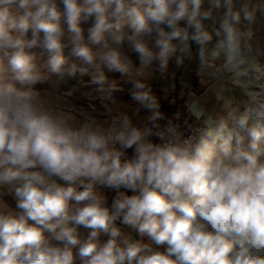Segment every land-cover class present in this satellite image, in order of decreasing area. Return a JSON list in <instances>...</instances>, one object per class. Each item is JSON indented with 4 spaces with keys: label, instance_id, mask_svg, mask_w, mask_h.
Listing matches in <instances>:
<instances>
[{
    "label": "clouds",
    "instance_id": "obj_1",
    "mask_svg": "<svg viewBox=\"0 0 264 264\" xmlns=\"http://www.w3.org/2000/svg\"><path fill=\"white\" fill-rule=\"evenodd\" d=\"M203 3L0 0V264H264V89L247 93L239 115L233 108L227 118H209L198 138L156 145L151 129L133 127L127 116L119 128L94 120L77 126L35 88L47 80L45 68L69 77L91 68V83L105 92L102 66L133 71L125 44L139 58L138 75L154 60L167 68L178 48L189 51V40L199 45L202 65L223 57L236 83L261 73L237 28L241 12L252 21L255 10L210 0L212 9H226L210 49L213 33L202 21L212 11H202ZM35 48L47 52L44 65ZM66 48L85 66L65 69ZM115 88L108 85V93ZM132 95L150 110L159 106L150 91ZM133 146L128 158L124 149ZM103 189L116 191L110 206Z\"/></svg>",
    "mask_w": 264,
    "mask_h": 264
},
{
    "label": "crops",
    "instance_id": "obj_2",
    "mask_svg": "<svg viewBox=\"0 0 264 264\" xmlns=\"http://www.w3.org/2000/svg\"><path fill=\"white\" fill-rule=\"evenodd\" d=\"M244 4H247L250 10H255V18L252 21H248L244 19V14L241 12V20L237 24V28L243 34L242 43L247 50V54H249V51L257 53L261 58L260 60L264 61V0H234V11H240ZM208 10L212 11V18L203 20L202 23L206 30L213 33V41L209 44V48L211 49L216 43L214 30L219 28L226 9L223 7L220 9H212L210 0H204L202 11ZM91 23L92 21L89 20L82 26L87 28ZM180 26L188 27L185 21H181ZM64 27L66 28L67 26L64 25ZM125 30L130 32L128 28ZM188 31L191 34L193 29L188 28ZM173 43L179 44V41H173ZM188 44L189 51L181 52L178 48L177 52L170 57L167 68L161 69L160 62L154 60L151 65L144 68L143 73L140 75L136 71L141 67L139 58L125 44L123 51L131 60L133 71L131 74H121L119 72L109 71L106 66H102V71L107 78L105 92L97 91L99 85L91 83L94 72V69L91 68L88 74L81 76L77 73L75 77H69L66 72L62 76L52 74L45 68L43 71L47 76V80L35 85V88L40 92L41 98L50 107L64 112H70L74 115L77 126L88 120H94L105 129L111 127L114 123L119 128L122 125L123 116H127L132 126L138 128L146 125L155 112L158 111L161 114V106L166 105L172 110L168 104H164L162 101V90L167 89L172 82H175L176 77L179 75L178 81L176 82L178 85H180L181 80L185 83L186 87L190 84L191 88L195 85L204 90L200 96L195 97L192 110L200 111L202 113L201 116H205V122L209 118L217 120L218 115H226L230 111V108H232L231 105L234 96L230 90L231 85L228 84L224 76L220 77L219 71H217L219 67L215 69L216 61H214L215 67L202 65L199 58V45L192 40H189ZM89 46L95 50L96 46ZM31 51L35 55L38 65H44L46 63L48 55L46 51L41 48H35ZM64 54L67 58L65 69L69 68L72 64L81 67L85 66L77 57L71 54L70 48H66ZM176 74L178 75L176 76ZM135 81L143 83L145 88L140 90L135 89ZM243 81L242 79L240 83H236L233 80V84L242 89L254 88V85H247ZM113 82L116 88L109 94L107 91L108 85ZM259 84L261 88H264L263 83L259 82ZM133 91H150V94L157 100L158 108L150 110L140 102L134 100L132 95ZM116 147L118 148V144ZM103 191L107 195L108 201L111 195H116V191L113 189H103ZM132 194L130 192L129 195ZM7 199L14 206L15 202L12 198L8 197ZM117 226L121 227L125 232H131L134 238L139 239L138 234L134 230L125 225L121 226L120 221H117ZM81 231L84 230L81 229ZM102 239H107V237H102ZM146 240L147 238H145Z\"/></svg>",
    "mask_w": 264,
    "mask_h": 264
},
{
    "label": "rangeland",
    "instance_id": "obj_3",
    "mask_svg": "<svg viewBox=\"0 0 264 264\" xmlns=\"http://www.w3.org/2000/svg\"><path fill=\"white\" fill-rule=\"evenodd\" d=\"M242 47H245L243 43H242ZM248 53L251 56H255V57L259 58V62L261 63L260 66L262 68L261 73H257L256 71H251V72H249V74L247 76L242 77L240 79H243V80L246 79V81L251 80L250 82H253L256 78L259 77L258 81L264 84V61L260 60L261 58H260L259 54L252 53L250 51ZM223 62H224V58L217 59L216 63H215L217 68L215 67V69H218V67H219V70H217V71H219L218 73H219L220 77L224 76V78L226 79L228 84L231 85L230 90L232 91L231 93L233 94L234 99L232 101V105H231L232 108H230V110L233 108L237 109V115H239L240 113H242L245 110V108L250 103V99L247 96L246 92H250L252 90L261 91L264 88L242 89L241 87L233 84V80H235V78L233 77V75L231 73H229L223 69V67H222ZM220 71H221V73H220ZM177 75L178 74H176V76ZM178 76L176 77L175 82H172L171 85H169V87H167V89L162 90L163 91L162 101L164 102V104H168L172 108L173 113L176 110H179V111H185V116L186 115H189L191 117L196 116L195 113L190 110V104L195 99V97L200 96V94L204 90L195 86V85H193V88H191L190 84H189V86L186 87L185 83L182 82L181 80H180V82H181L180 85H178V83H176L178 81ZM222 116L227 118L228 112L226 115H218L217 120ZM199 120L201 122L205 123V116H200ZM232 126H233L232 121L229 120V127L231 128Z\"/></svg>",
    "mask_w": 264,
    "mask_h": 264
},
{
    "label": "built area",
    "instance_id": "obj_4",
    "mask_svg": "<svg viewBox=\"0 0 264 264\" xmlns=\"http://www.w3.org/2000/svg\"><path fill=\"white\" fill-rule=\"evenodd\" d=\"M174 128V132H169V128ZM206 127V124L201 122L197 116H185V111L176 110L172 114V119L162 127L151 125L153 143L156 145H163L169 141H183L188 139H196L201 134V131ZM163 132L164 138L161 139L156 133ZM148 136L147 138H149ZM122 226V224H121ZM124 226V225H123Z\"/></svg>",
    "mask_w": 264,
    "mask_h": 264
},
{
    "label": "trees",
    "instance_id": "obj_5",
    "mask_svg": "<svg viewBox=\"0 0 264 264\" xmlns=\"http://www.w3.org/2000/svg\"><path fill=\"white\" fill-rule=\"evenodd\" d=\"M161 115L159 118L155 119V120H150L146 125L138 127L141 131L148 129L151 125L155 124L156 127H162L164 126L167 122H169L172 119V114H173V110H170L168 106L163 105L161 106ZM151 142H153L152 136H150L148 138ZM120 147V145L118 144V148ZM134 149L135 146H133V148H129V149H124V151L126 152V155L128 158H131L134 155ZM121 191H125L124 189H121ZM130 190H127V194H130ZM115 197V195H111L109 197V201L108 204L109 206L111 205L112 199Z\"/></svg>",
    "mask_w": 264,
    "mask_h": 264
},
{
    "label": "bare ground",
    "instance_id": "obj_6",
    "mask_svg": "<svg viewBox=\"0 0 264 264\" xmlns=\"http://www.w3.org/2000/svg\"><path fill=\"white\" fill-rule=\"evenodd\" d=\"M243 49H244V51H245V54H247V50L244 48V47H242ZM247 55H249V54H247ZM251 56V55H250ZM252 58H254V60L256 61V63L260 66V63H259V59L258 58H256V57H254V56H251ZM258 79H259V77L258 78H256L253 82H250L251 80H247L246 81V79L243 81L245 84H247V85H254L253 87L254 88H256V89H258V88H261V85L259 84V82H258ZM242 80V79H241ZM240 80V81H241ZM241 84H243V83H241ZM248 87V86H247ZM246 87V88H247ZM252 88V87H251ZM252 91H255V92H259V90H252ZM248 92H246V94H247ZM247 96L249 97V95L247 94ZM195 101V99L191 102V104H190V110L192 111V112H194L193 110H192V105H193V102ZM195 113V112H194ZM205 124H206V122H205Z\"/></svg>",
    "mask_w": 264,
    "mask_h": 264
}]
</instances>
